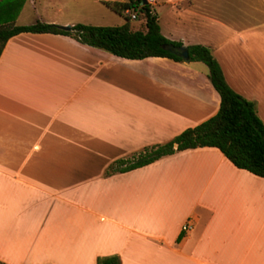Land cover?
<instances>
[{
  "label": "crops",
  "instance_id": "0c3cea01",
  "mask_svg": "<svg viewBox=\"0 0 264 264\" xmlns=\"http://www.w3.org/2000/svg\"><path fill=\"white\" fill-rule=\"evenodd\" d=\"M19 4L0 0V26L15 25ZM151 7L164 38L210 49L264 124V0ZM138 22L131 29L144 31ZM219 106L202 62L130 60L63 35L8 39L0 53V263L264 264L263 178L209 147L117 169Z\"/></svg>",
  "mask_w": 264,
  "mask_h": 264
},
{
  "label": "trees",
  "instance_id": "16d2710c",
  "mask_svg": "<svg viewBox=\"0 0 264 264\" xmlns=\"http://www.w3.org/2000/svg\"><path fill=\"white\" fill-rule=\"evenodd\" d=\"M142 2L143 0L102 2L115 14L123 16L125 22L115 27L76 24L66 31L61 26L42 22L26 26H0V53L7 40L18 34H53L71 37L81 44L125 59L164 57L183 62L178 53L169 50L178 49L182 44L162 36L150 4L144 5ZM131 11L143 22L144 31L131 29L130 18L126 15ZM186 50V62H202L208 68V79L220 97L218 112L200 125L185 129L170 142L146 150L135 161L128 164L118 162L120 166L125 164L124 167H118V171L126 172L143 167L175 151L209 147L218 149L237 169L264 179V124L256 114L255 104L245 100L228 86L209 48L193 45ZM174 145L176 149L173 148ZM97 264L120 262L116 256L99 257Z\"/></svg>",
  "mask_w": 264,
  "mask_h": 264
},
{
  "label": "rangeland",
  "instance_id": "374dc122",
  "mask_svg": "<svg viewBox=\"0 0 264 264\" xmlns=\"http://www.w3.org/2000/svg\"><path fill=\"white\" fill-rule=\"evenodd\" d=\"M126 2L127 0H105ZM151 6V5H150ZM152 8V7H151ZM131 27L136 28L140 21L135 12L126 14ZM135 16V19L131 18ZM35 22L71 26L84 24L98 27H115L125 21L99 0H20L17 7L15 25H30ZM67 23V25H62Z\"/></svg>",
  "mask_w": 264,
  "mask_h": 264
},
{
  "label": "water",
  "instance_id": "95a60500",
  "mask_svg": "<svg viewBox=\"0 0 264 264\" xmlns=\"http://www.w3.org/2000/svg\"><path fill=\"white\" fill-rule=\"evenodd\" d=\"M142 3L144 5L147 4V0H143ZM62 28L64 30H66V31H69L71 27L70 26H63ZM169 50L172 51V52L178 53L182 57V59L184 61H187L188 60V52H187V50H186V48L184 46H180L178 49L169 48Z\"/></svg>",
  "mask_w": 264,
  "mask_h": 264
},
{
  "label": "built area",
  "instance_id": "2783aa9c",
  "mask_svg": "<svg viewBox=\"0 0 264 264\" xmlns=\"http://www.w3.org/2000/svg\"><path fill=\"white\" fill-rule=\"evenodd\" d=\"M152 2H153V0H147V3L150 4V5L152 4ZM131 18H132V19H135V16L132 15ZM191 229H192V226L190 225L189 222L185 223V224L182 226V231H183V232H188V231H190Z\"/></svg>",
  "mask_w": 264,
  "mask_h": 264
}]
</instances>
